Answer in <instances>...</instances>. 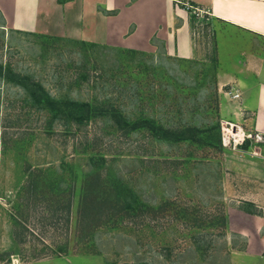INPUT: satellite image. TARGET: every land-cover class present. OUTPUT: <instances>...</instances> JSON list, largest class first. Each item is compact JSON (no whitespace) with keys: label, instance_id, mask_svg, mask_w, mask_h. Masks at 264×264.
Masks as SVG:
<instances>
[{"label":"rangeland","instance_id":"1","mask_svg":"<svg viewBox=\"0 0 264 264\" xmlns=\"http://www.w3.org/2000/svg\"><path fill=\"white\" fill-rule=\"evenodd\" d=\"M194 17L192 58L170 53L157 37L146 50L0 24L4 72L39 81L58 98L114 105L131 121L154 118L188 134L199 128L200 137L218 130L223 144L160 139L103 114L78 124L51 115L25 86L0 75V264H264L248 260L245 214L233 215L256 208L245 201L252 196L246 189L264 188L262 162H251L262 155H240L256 144L253 137L224 140L238 123L231 111L238 75L231 73L250 36L218 19L215 32L212 21ZM91 171L122 180L159 209L115 225L89 219L81 228L70 187Z\"/></svg>","mask_w":264,"mask_h":264},{"label":"crops","instance_id":"2","mask_svg":"<svg viewBox=\"0 0 264 264\" xmlns=\"http://www.w3.org/2000/svg\"><path fill=\"white\" fill-rule=\"evenodd\" d=\"M188 1L209 11L205 17L212 21L215 32L214 20L218 19L222 25H233L250 36L251 46L242 50L243 62L231 73L238 75L234 80L241 92L231 111L245 129L264 136V0ZM199 20L177 0H0V24L5 28L67 34L146 50L156 47L157 37L170 53L186 58L198 52L193 21ZM254 142L253 147L238 151L240 155L259 151L262 157L252 156L251 162H262L264 176V139ZM246 192L252 196L245 201L256 208L253 212L235 209L233 215L245 214L241 227L248 237L245 249L252 261L264 258V188L257 193L250 187Z\"/></svg>","mask_w":264,"mask_h":264},{"label":"trees","instance_id":"3","mask_svg":"<svg viewBox=\"0 0 264 264\" xmlns=\"http://www.w3.org/2000/svg\"><path fill=\"white\" fill-rule=\"evenodd\" d=\"M0 75L22 84L25 86L32 98V101L39 106H45L51 115L66 118L78 124L83 123L99 114L107 115L119 127H125L127 130H134L142 127L148 130L153 136L163 138H173L176 140L189 139L202 143H209L214 146L223 147L220 131H211L207 129L204 136H199L198 132H202L199 128H193L192 133L186 127L179 129L169 128L154 118L143 117L131 121L123 115L122 111L114 105L104 103H92L91 101L78 100L75 98H58L54 96L42 83L32 80L28 76L16 73L9 68L3 71L0 65ZM213 128V127H211ZM205 138V139H204ZM248 142V141H247ZM96 164H105L106 157L104 155H94L92 158ZM99 160H102L99 162ZM102 166V165H99ZM83 181L81 185L78 180H72L71 189L73 194H78V220L77 223L81 228L88 226L89 222L85 220L97 219V225L100 223L117 224L125 215L138 216L139 214H150L153 210L159 209L149 203L139 199L135 192L128 190L122 184V180L101 179V173L91 171L83 173ZM101 177V178H100ZM37 183V182H36ZM32 183L31 189L35 190L38 186ZM31 186V185H30ZM130 191V193L128 191ZM128 193L130 195H128ZM246 209V208H245ZM250 212L252 210L246 209ZM94 221V220H93ZM94 226V224H93ZM96 226V225H95Z\"/></svg>","mask_w":264,"mask_h":264},{"label":"built area","instance_id":"4","mask_svg":"<svg viewBox=\"0 0 264 264\" xmlns=\"http://www.w3.org/2000/svg\"><path fill=\"white\" fill-rule=\"evenodd\" d=\"M177 1L182 3L190 11V13L195 15V16L203 17V16H205L206 13L209 12L208 10L206 11L200 5L195 4L191 1H188V0H177ZM234 96L235 97L241 96V92H240L239 88L236 89V93ZM230 124H231L230 128L227 127L228 133L225 134V136H224V140L226 143L232 144L233 140H234V144L237 145V144L241 143L242 141H244L247 136L253 137L257 141H261L264 139L263 134L259 131L246 132L245 128L241 124L233 123V122H231ZM236 135H238L239 137L237 138Z\"/></svg>","mask_w":264,"mask_h":264}]
</instances>
